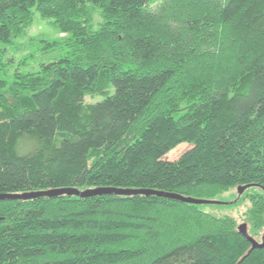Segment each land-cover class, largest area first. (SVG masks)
<instances>
[{
    "label": "trees",
    "instance_id": "1",
    "mask_svg": "<svg viewBox=\"0 0 264 264\" xmlns=\"http://www.w3.org/2000/svg\"><path fill=\"white\" fill-rule=\"evenodd\" d=\"M32 8L66 34L42 47L69 53L8 73ZM247 183L238 220L260 240L264 0H0V192ZM238 220L156 194L0 198V264H264Z\"/></svg>",
    "mask_w": 264,
    "mask_h": 264
},
{
    "label": "rangeland",
    "instance_id": "2",
    "mask_svg": "<svg viewBox=\"0 0 264 264\" xmlns=\"http://www.w3.org/2000/svg\"><path fill=\"white\" fill-rule=\"evenodd\" d=\"M32 13L33 20L31 24L27 26L26 30L12 41L3 44L5 47V55L13 58V61L9 63L8 73L16 67L21 71L36 70L40 62L47 61L61 54L69 53L70 47L67 44L59 49H45L42 47L44 42L39 40L41 34L49 38H60L66 34L57 31V29L49 24L47 19L41 17L35 8H32ZM95 19L99 20V15H96ZM100 98V95L95 97L85 95L84 101L91 102ZM189 146L190 143L181 141L164 153L162 157L174 159ZM254 190H259V188L257 186H251L242 192H238L237 188L222 191L214 198L220 202L201 203V207L215 215L228 214L236 217L238 220L240 218V213L249 205L247 193ZM238 221L239 223L244 222L243 220Z\"/></svg>",
    "mask_w": 264,
    "mask_h": 264
},
{
    "label": "water",
    "instance_id": "3",
    "mask_svg": "<svg viewBox=\"0 0 264 264\" xmlns=\"http://www.w3.org/2000/svg\"><path fill=\"white\" fill-rule=\"evenodd\" d=\"M250 183L243 184L237 186V191L242 192L246 187L250 186ZM117 193V194H134V193H142V194H156L160 196H167L171 198H177L179 200L191 203H206V202H220L214 198H201V197H194L183 195L177 192L153 189V188H143V187H115V186H93V187H86L83 189H79L74 186H62V187H55V188H47V189H39V190H28L22 192H0V198H30L36 197L40 195H48L54 196L61 193L66 194H75L79 196H89L94 194H101V193ZM238 231L243 234L247 240L251 243V248L259 247L264 245V229L262 232L261 239H255L252 237L246 229V222L238 223L237 225Z\"/></svg>",
    "mask_w": 264,
    "mask_h": 264
}]
</instances>
